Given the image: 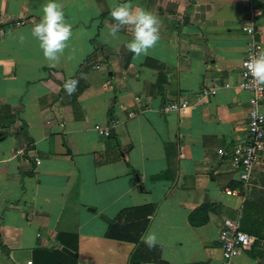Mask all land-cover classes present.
I'll return each mask as SVG.
<instances>
[{
  "label": "crops",
  "instance_id": "0c3cea01",
  "mask_svg": "<svg viewBox=\"0 0 264 264\" xmlns=\"http://www.w3.org/2000/svg\"><path fill=\"white\" fill-rule=\"evenodd\" d=\"M47 2L0 0V264H70L53 252L71 258L73 235L75 264H130L132 253L139 264H220L221 221L238 224L244 201L264 207V148L244 185L229 159L249 110L240 26L251 23L264 46V0H56L73 35L55 64L31 35ZM113 3L159 18L147 56L126 49V28L110 34ZM68 79L78 81L72 95ZM109 225L140 234L107 238ZM232 264H264V240Z\"/></svg>",
  "mask_w": 264,
  "mask_h": 264
},
{
  "label": "clouds",
  "instance_id": "9594fccd",
  "mask_svg": "<svg viewBox=\"0 0 264 264\" xmlns=\"http://www.w3.org/2000/svg\"><path fill=\"white\" fill-rule=\"evenodd\" d=\"M41 12V18L33 24L31 35L38 41L44 59L55 64L68 47L73 26L65 19L63 5L56 0H48L41 6ZM110 17L115 21L110 26V34L114 38L124 28L129 31L131 39L125 43V47L134 57L147 56L160 40L159 18L139 5L134 7L131 3H113L110 6ZM24 39L23 35L19 37L21 43ZM245 67L254 83L264 86V50L250 54ZM77 85V80L68 79L63 88L68 95H72ZM141 240L149 249L158 244L157 235L151 231L142 235Z\"/></svg>",
  "mask_w": 264,
  "mask_h": 264
},
{
  "label": "built area",
  "instance_id": "2783aa9c",
  "mask_svg": "<svg viewBox=\"0 0 264 264\" xmlns=\"http://www.w3.org/2000/svg\"><path fill=\"white\" fill-rule=\"evenodd\" d=\"M255 14V12H254ZM16 23L15 25H19ZM240 30L247 37L245 55L240 62V73L238 88L247 92L248 98V116L245 127V137L237 145L233 146L229 153L231 165L237 169V178L241 184H246L250 173L257 161L259 153L264 148V113L261 111V103L264 100V86H257L252 77L247 73L245 62L250 54L264 50V46L255 38V32L251 23H243ZM93 68L97 69L98 66ZM227 87V85H224ZM215 94L213 89H201L199 96L201 98L210 97ZM138 98H134L137 101ZM188 108L186 102H171L162 107L163 113L178 112ZM134 113L128 112L126 117L132 118ZM61 126V125H59ZM116 126L112 121L110 127ZM97 134L101 137L108 138L110 131L108 129L97 128ZM217 240L220 250V264H232L233 259L242 251L248 249L253 238L241 232L238 229L236 221L223 219L218 229ZM26 264H31L29 261Z\"/></svg>",
  "mask_w": 264,
  "mask_h": 264
},
{
  "label": "trees",
  "instance_id": "16d2710c",
  "mask_svg": "<svg viewBox=\"0 0 264 264\" xmlns=\"http://www.w3.org/2000/svg\"><path fill=\"white\" fill-rule=\"evenodd\" d=\"M257 205H255L254 202H250V201H244L243 205H242V209H241V213H240V217L238 219V229L245 233L246 235L253 237V243L255 241H260V240H264V207L259 206L257 208L260 209V212H256V207ZM205 206H202V209ZM252 209H255V215L254 216H250V211ZM151 210L148 209L147 213H149ZM262 214L260 218H258L259 214ZM144 224L145 222H142L140 224V231L141 232L144 229ZM130 229H132V232L135 233V236L133 237H119V236H115L112 234V231L115 229L114 225H109L107 233H106V237L107 238H112V239H116V240H126V241H130V242H136L137 238H138V231L136 229V226H131L129 227ZM60 238V237H58ZM68 239H70L72 241L71 244V249L73 251V256L71 258L65 256L64 254H62L61 252L55 251L53 252L54 254H57L59 257L63 258L65 261H67L70 264H75L76 262V237L73 236H69ZM252 243V244H253ZM129 262L130 264H139V259L136 258V255L134 253H132L129 256Z\"/></svg>",
  "mask_w": 264,
  "mask_h": 264
},
{
  "label": "water",
  "instance_id": "95a60500",
  "mask_svg": "<svg viewBox=\"0 0 264 264\" xmlns=\"http://www.w3.org/2000/svg\"><path fill=\"white\" fill-rule=\"evenodd\" d=\"M61 250H62V252H64L65 254L70 255L69 251H67V250H65V249H61Z\"/></svg>",
  "mask_w": 264,
  "mask_h": 264
}]
</instances>
